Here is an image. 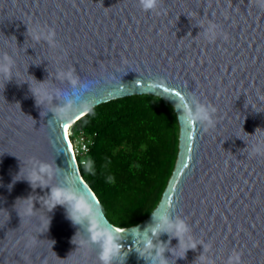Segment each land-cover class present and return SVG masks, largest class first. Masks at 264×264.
Returning <instances> with one entry per match:
<instances>
[{
    "label": "water",
    "instance_id": "water-1",
    "mask_svg": "<svg viewBox=\"0 0 264 264\" xmlns=\"http://www.w3.org/2000/svg\"><path fill=\"white\" fill-rule=\"evenodd\" d=\"M210 24L215 40L205 37ZM38 29L54 31V42L34 39ZM4 53L15 65L11 79L0 74V264H101L90 232L122 239L114 264H158L149 241L167 249V264H228L234 253L233 264H264L258 0H161L149 12L138 0H0ZM41 89L53 97L39 103ZM141 94L173 106L179 152L151 215L119 228L83 178L66 127L95 106ZM199 104L215 109L211 126L191 116ZM38 162L54 174H39ZM52 187L62 189L81 225L68 207L55 206ZM161 215L186 222L182 243L169 231L152 235Z\"/></svg>",
    "mask_w": 264,
    "mask_h": 264
},
{
    "label": "trees",
    "instance_id": "trees-1",
    "mask_svg": "<svg viewBox=\"0 0 264 264\" xmlns=\"http://www.w3.org/2000/svg\"><path fill=\"white\" fill-rule=\"evenodd\" d=\"M92 138L81 174L117 227L134 226L159 204L174 171L180 128L173 106L150 94L113 99L72 124Z\"/></svg>",
    "mask_w": 264,
    "mask_h": 264
},
{
    "label": "clouds",
    "instance_id": "clouds-1",
    "mask_svg": "<svg viewBox=\"0 0 264 264\" xmlns=\"http://www.w3.org/2000/svg\"><path fill=\"white\" fill-rule=\"evenodd\" d=\"M138 3L143 11L149 12L156 11L161 5V0H138ZM258 4L260 7H264V0H258ZM215 29L216 25L210 24L208 28L205 29V37L210 40H215L217 36ZM54 36L55 33L52 30H49L47 33H45L44 31L38 29L33 38L36 40L43 38L52 44L54 42ZM14 65L15 61L8 53H4L3 56H0V74H3L11 79V73ZM60 75L61 78L68 80L73 86H76L79 83L78 78H76L71 72H62ZM34 94L37 97L39 103L48 101L54 95V93L48 89H41L39 92L34 91ZM214 112L215 109L212 106L199 104L196 110L191 113V116L198 119L201 123L211 126L213 123L212 115ZM259 151H261L260 147L257 146L253 148V152ZM36 170L39 174H47L49 176L54 174L51 166L45 162H38ZM31 182L33 184V181ZM61 191L62 189L59 187H52L48 196L56 202L55 206L62 204L68 207L69 216L72 221L75 224L81 225V221L77 220L76 216L73 214L74 207L70 200H64L61 198ZM151 229L152 235L154 236H158L161 231H169L170 234H175L177 238L181 239V243L182 237L186 236L190 231L189 226L185 221L182 219L172 221L169 215H161L159 217V223L152 225ZM89 241L91 243L99 244V259L101 264H114L123 251V245L121 243L122 239L115 235L99 238L90 232ZM159 244H162V242ZM157 245L158 244H154L152 241H149L145 244V247L149 249L151 254L159 257L158 264H167V259L164 256V253L167 251V249L161 248ZM234 261H239V254L234 253L232 256H230L228 259V264H233ZM153 264H156V262L153 261ZM208 264H212V262L209 261Z\"/></svg>",
    "mask_w": 264,
    "mask_h": 264
},
{
    "label": "built area",
    "instance_id": "built-area-1",
    "mask_svg": "<svg viewBox=\"0 0 264 264\" xmlns=\"http://www.w3.org/2000/svg\"><path fill=\"white\" fill-rule=\"evenodd\" d=\"M69 138L71 140V146H72V149L74 151L77 161H78V158H81L84 162L83 158H85V156L90 151V148L92 145V138L86 135L84 131L78 132L76 137L72 138L70 130H69Z\"/></svg>",
    "mask_w": 264,
    "mask_h": 264
},
{
    "label": "bare ground",
    "instance_id": "bare-ground-1",
    "mask_svg": "<svg viewBox=\"0 0 264 264\" xmlns=\"http://www.w3.org/2000/svg\"><path fill=\"white\" fill-rule=\"evenodd\" d=\"M84 114V113H83ZM82 116V115H81ZM80 116V117H81ZM80 117H78V118H76V120L75 121H77ZM74 123V122H73ZM72 122H70L68 125H67V127H66V129H67V133H68V136H69V130H70V128H71V126H72V124H73Z\"/></svg>",
    "mask_w": 264,
    "mask_h": 264
},
{
    "label": "rangeland",
    "instance_id": "rangeland-1",
    "mask_svg": "<svg viewBox=\"0 0 264 264\" xmlns=\"http://www.w3.org/2000/svg\"><path fill=\"white\" fill-rule=\"evenodd\" d=\"M70 132H71V137L72 138H74V137H76V135L78 134V133H76V134H73V132H72V130L70 129ZM84 159V158H83Z\"/></svg>",
    "mask_w": 264,
    "mask_h": 264
}]
</instances>
